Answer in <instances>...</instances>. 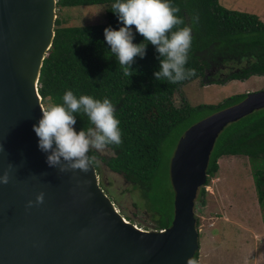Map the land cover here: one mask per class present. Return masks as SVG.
<instances>
[{"label": "water", "instance_id": "water-1", "mask_svg": "<svg viewBox=\"0 0 264 264\" xmlns=\"http://www.w3.org/2000/svg\"><path fill=\"white\" fill-rule=\"evenodd\" d=\"M57 2L0 0V176H10L0 182V264H193L196 199L217 139L264 108V89L186 130L170 168L173 223L141 229L102 187L95 164L87 173L60 172L38 147L33 125L45 107L39 82L56 36Z\"/></svg>", "mask_w": 264, "mask_h": 264}, {"label": "trees", "instance_id": "trees-1", "mask_svg": "<svg viewBox=\"0 0 264 264\" xmlns=\"http://www.w3.org/2000/svg\"><path fill=\"white\" fill-rule=\"evenodd\" d=\"M170 2L179 9L176 15L184 20V24L176 28L192 27L193 41L186 67L194 68L195 76L176 84L155 81L153 73L158 70L159 60L150 43L146 57H137L130 70L132 75L125 76L104 39L106 27L120 26L111 10L114 0H58L59 9L103 8V21L80 25L65 20L67 24L62 25L57 17L56 36L44 60L39 82V93L47 106L60 103L69 89L77 96L87 94L111 100L120 121L122 143L110 146L114 153L110 157L95 153L97 162L94 164L99 176L105 163L141 189L150 207L160 215L158 229L170 227L174 219L175 190L173 187L170 201L168 185L163 180L168 170L165 164L169 150L177 147L189 127L203 119L199 117L203 111H210L211 115L248 96V93L237 94L218 105L192 107L184 100L178 105L177 92L193 80L200 79L202 85H222L233 80L245 81L254 75L264 76V21L259 15L229 9L219 0ZM197 16L198 22L193 23ZM132 27L135 29L134 25ZM143 39L137 34L134 42ZM228 67L231 70H226ZM87 124V117L80 115L75 127L80 130ZM227 155H244L250 161L264 162V108L230 123L220 134L210 158L207 183L200 188L196 203L198 200L206 202L209 194L206 186L219 173V160ZM170 168L171 163L168 175ZM254 176L259 200L264 204V170H256ZM100 183L114 201L103 178ZM199 224L197 217L198 229ZM193 264H199V252Z\"/></svg>", "mask_w": 264, "mask_h": 264}, {"label": "rangeland", "instance_id": "rangeland-1", "mask_svg": "<svg viewBox=\"0 0 264 264\" xmlns=\"http://www.w3.org/2000/svg\"><path fill=\"white\" fill-rule=\"evenodd\" d=\"M219 1L229 9L255 13L264 21V0ZM102 13L103 8H57L62 25L100 23L103 21ZM263 89L264 76L259 75L222 85H202L199 79L189 81L180 88L176 103L179 105L184 100L192 107L218 105L230 96ZM44 106L47 107V103ZM210 113L203 111L199 117H207ZM175 151L176 148L169 150L166 156L168 170L163 176L170 201L174 190L168 171ZM100 154L104 157L112 155L111 151ZM219 163L218 177L211 180V189L207 188L210 194L214 190L216 196L212 193V198L208 194L206 202L198 200L195 207L200 220L199 264H264V204L259 200L254 176L256 170H264V162L250 161L244 155H227ZM103 165L100 179L103 178L119 211L139 227L158 229L156 225L160 215L150 207L141 189L135 188L124 175L112 171L105 163Z\"/></svg>", "mask_w": 264, "mask_h": 264}, {"label": "clouds", "instance_id": "clouds-1", "mask_svg": "<svg viewBox=\"0 0 264 264\" xmlns=\"http://www.w3.org/2000/svg\"><path fill=\"white\" fill-rule=\"evenodd\" d=\"M111 10L120 26L106 27L104 39L125 76L132 75L130 70L137 57H146L149 43L155 47L159 60L158 70L153 73L155 81L176 84L196 75L194 68L186 67L193 41L192 27L176 28L184 24V20L176 15L179 9L173 7L170 0H114ZM196 22L198 16L193 18V23ZM137 34L144 37L142 42H134ZM41 111V118L33 125L38 147L47 154L48 165L60 172L80 170L87 173L97 162L95 153H105L110 151V146L122 143L116 107L108 97L77 96L69 89L60 103L49 104ZM80 115L87 117L88 124L77 130L75 125ZM2 149L3 145H0ZM9 179L8 171L0 176V182L4 184ZM37 200L42 202L43 195Z\"/></svg>", "mask_w": 264, "mask_h": 264}, {"label": "crops", "instance_id": "crops-1", "mask_svg": "<svg viewBox=\"0 0 264 264\" xmlns=\"http://www.w3.org/2000/svg\"><path fill=\"white\" fill-rule=\"evenodd\" d=\"M208 187H209V190H210V189H211V188H210V186H208ZM208 187H207V188H208ZM209 190H208V191H209ZM212 193H214V194H215L214 190H213V192H211V194L209 193V195L211 196V195H212ZM214 196H216V194H215ZM214 196L212 195V198H213ZM220 196H221V195H220ZM222 196H223V195H222Z\"/></svg>", "mask_w": 264, "mask_h": 264}, {"label": "built area", "instance_id": "built-area-1", "mask_svg": "<svg viewBox=\"0 0 264 264\" xmlns=\"http://www.w3.org/2000/svg\"><path fill=\"white\" fill-rule=\"evenodd\" d=\"M141 229H144V230H148V229H145V228H142V227H140Z\"/></svg>", "mask_w": 264, "mask_h": 264}]
</instances>
